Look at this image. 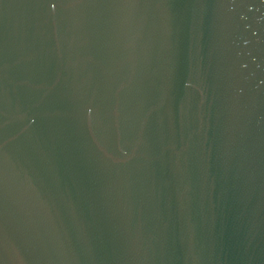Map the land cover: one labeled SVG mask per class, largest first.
I'll list each match as a JSON object with an SVG mask.
<instances>
[{
    "label": "water",
    "instance_id": "1",
    "mask_svg": "<svg viewBox=\"0 0 264 264\" xmlns=\"http://www.w3.org/2000/svg\"><path fill=\"white\" fill-rule=\"evenodd\" d=\"M0 264H264V0H0Z\"/></svg>",
    "mask_w": 264,
    "mask_h": 264
}]
</instances>
